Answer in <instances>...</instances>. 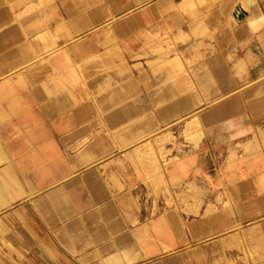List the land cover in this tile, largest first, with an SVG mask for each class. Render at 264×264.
<instances>
[{
    "label": "crops",
    "instance_id": "1",
    "mask_svg": "<svg viewBox=\"0 0 264 264\" xmlns=\"http://www.w3.org/2000/svg\"><path fill=\"white\" fill-rule=\"evenodd\" d=\"M262 124L264 0H0V264H264Z\"/></svg>",
    "mask_w": 264,
    "mask_h": 264
},
{
    "label": "rangeland",
    "instance_id": "2",
    "mask_svg": "<svg viewBox=\"0 0 264 264\" xmlns=\"http://www.w3.org/2000/svg\"><path fill=\"white\" fill-rule=\"evenodd\" d=\"M200 51L197 50L196 54H199ZM198 120V121H197ZM200 120V121H199ZM196 124H192L193 122ZM190 124L188 125L187 123ZM206 125V118L205 115L202 116H195L189 118L185 121L180 122L176 126L170 128L168 133L165 136L160 138L159 142H167L168 148L163 147L160 149L161 154H173L176 153L177 155L185 154L187 149H197L198 144L202 140L204 136V126ZM203 133V134H201ZM260 137L264 140V124L261 125L259 128ZM190 136V137H189ZM202 137V138H201ZM257 138L255 140L248 141H236L234 145L231 147V154L236 156L239 150L244 152H253L254 150L260 148L257 143ZM147 154L149 157H155L156 153L152 148V145H147Z\"/></svg>",
    "mask_w": 264,
    "mask_h": 264
},
{
    "label": "water",
    "instance_id": "3",
    "mask_svg": "<svg viewBox=\"0 0 264 264\" xmlns=\"http://www.w3.org/2000/svg\"><path fill=\"white\" fill-rule=\"evenodd\" d=\"M234 15H235L236 18H239V16H242L240 9H238L237 12H235Z\"/></svg>",
    "mask_w": 264,
    "mask_h": 264
},
{
    "label": "bare ground",
    "instance_id": "4",
    "mask_svg": "<svg viewBox=\"0 0 264 264\" xmlns=\"http://www.w3.org/2000/svg\"><path fill=\"white\" fill-rule=\"evenodd\" d=\"M198 121V120H197ZM197 121H195V122H193L192 124L194 125V124H196V122ZM200 121V120H199ZM198 123V122H197ZM188 125L190 124V122L189 123H187ZM201 134H203V133H201ZM190 137V136H189ZM202 138V137H201ZM138 203V202H137ZM133 213V212H132ZM136 216V215H135Z\"/></svg>",
    "mask_w": 264,
    "mask_h": 264
}]
</instances>
